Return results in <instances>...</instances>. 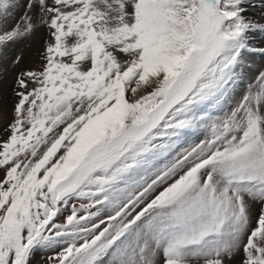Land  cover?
Masks as SVG:
<instances>
[{
    "label": "snow or ice",
    "instance_id": "1",
    "mask_svg": "<svg viewBox=\"0 0 264 264\" xmlns=\"http://www.w3.org/2000/svg\"><path fill=\"white\" fill-rule=\"evenodd\" d=\"M41 30L0 138V264H264V0H0V53Z\"/></svg>",
    "mask_w": 264,
    "mask_h": 264
},
{
    "label": "rangeland",
    "instance_id": "2",
    "mask_svg": "<svg viewBox=\"0 0 264 264\" xmlns=\"http://www.w3.org/2000/svg\"><path fill=\"white\" fill-rule=\"evenodd\" d=\"M252 43L256 47H264V41L261 46L256 45L254 40H252ZM43 46L44 32L41 30L32 39L9 44L0 53V114H2L0 115V138L6 137L4 129L12 118V109L17 99L14 95L17 76L22 71L39 66L41 62L40 53L43 50ZM17 57H20L18 63H16ZM246 69L247 80L245 84L258 76L259 72L264 71V55L258 53L249 54L246 61ZM243 91L244 86L242 85L238 92L242 94ZM236 99H239V96ZM194 142H196L195 138H190L189 143ZM48 255H50L48 252H37L34 256L33 264H45V260L41 257L46 258Z\"/></svg>",
    "mask_w": 264,
    "mask_h": 264
},
{
    "label": "bare ground",
    "instance_id": "3",
    "mask_svg": "<svg viewBox=\"0 0 264 264\" xmlns=\"http://www.w3.org/2000/svg\"><path fill=\"white\" fill-rule=\"evenodd\" d=\"M249 15H250V16H253V17L257 18V19H259V18H260V9H258V8H257V9H251V10L249 11ZM261 37L264 38V36L261 35V34H259V33L253 35L254 43H255L256 45H258V46L263 45L262 42L264 41V39L261 38Z\"/></svg>",
    "mask_w": 264,
    "mask_h": 264
}]
</instances>
